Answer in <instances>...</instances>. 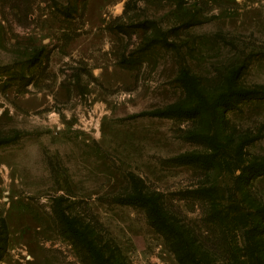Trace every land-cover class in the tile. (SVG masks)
<instances>
[{
  "label": "rangeland",
  "instance_id": "374dc122",
  "mask_svg": "<svg viewBox=\"0 0 264 264\" xmlns=\"http://www.w3.org/2000/svg\"><path fill=\"white\" fill-rule=\"evenodd\" d=\"M0 264H264V0H0Z\"/></svg>",
  "mask_w": 264,
  "mask_h": 264
},
{
  "label": "trees",
  "instance_id": "16d2710c",
  "mask_svg": "<svg viewBox=\"0 0 264 264\" xmlns=\"http://www.w3.org/2000/svg\"><path fill=\"white\" fill-rule=\"evenodd\" d=\"M179 74L182 76V77H186L187 73L185 71V69L183 67L180 68L179 70Z\"/></svg>",
  "mask_w": 264,
  "mask_h": 264
}]
</instances>
